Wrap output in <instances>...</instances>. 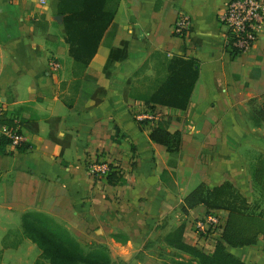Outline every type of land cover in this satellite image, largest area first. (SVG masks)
<instances>
[{"label": "crops", "instance_id": "crops-1", "mask_svg": "<svg viewBox=\"0 0 264 264\" xmlns=\"http://www.w3.org/2000/svg\"><path fill=\"white\" fill-rule=\"evenodd\" d=\"M226 1L118 0L115 30L82 69L58 0H0V99L31 145L0 154V264L45 260L24 232L27 212L105 246L120 264L196 262L227 245L221 236L199 245L192 222L207 208L185 206L199 185L228 182L248 203L264 195L253 179L264 159V123L253 116L264 105V23L253 47L232 56L216 17ZM179 12L190 18L185 38L172 34ZM175 55L198 63L186 108L156 105L154 120L137 121ZM158 119L181 133L174 155L149 137ZM97 159L117 165L122 182L93 177L87 166ZM216 210L226 221L228 211ZM128 241L125 260L118 252Z\"/></svg>", "mask_w": 264, "mask_h": 264}, {"label": "trees", "instance_id": "trees-1", "mask_svg": "<svg viewBox=\"0 0 264 264\" xmlns=\"http://www.w3.org/2000/svg\"><path fill=\"white\" fill-rule=\"evenodd\" d=\"M118 0H58L57 12L63 16L65 41L69 45V56L84 69L95 55L102 37L107 31H114L113 22ZM235 56V55H232ZM198 75V63L193 58L173 56L167 66V75L154 92L144 101L149 111H154L156 105L185 109ZM255 123H264V105L254 110ZM145 123V120L140 121ZM0 123L11 124V118L0 119ZM22 125V119H20ZM152 141L163 145L174 155L178 152L181 142L180 131L170 132L168 121L158 119L149 134ZM9 140L0 135V154L6 152ZM26 142L18 145V150L29 149ZM253 172L254 181L264 192V159ZM109 172L105 180L109 184L122 182L120 168L108 163ZM242 199V195L228 182L211 189L204 185L197 186L185 198V206L204 205L208 213L211 210L225 209L228 218L225 221L221 238L230 246H242L253 243V239L238 233L245 220H256L260 215H246L242 208L234 206L229 197ZM264 198V195H263ZM186 210V209H185ZM262 217V215H261ZM22 226L26 235L36 244L45 259L46 264H118L109 257L108 250L103 245L90 244V250L85 251L82 245L60 224L52 218L37 212H27L22 216ZM239 229V230H238ZM263 233L262 230L257 233ZM254 234V235H255ZM221 242H217L211 255L195 254L196 262L188 261L180 264H240L239 261L224 249Z\"/></svg>", "mask_w": 264, "mask_h": 264}, {"label": "built area", "instance_id": "built-area-1", "mask_svg": "<svg viewBox=\"0 0 264 264\" xmlns=\"http://www.w3.org/2000/svg\"><path fill=\"white\" fill-rule=\"evenodd\" d=\"M44 3L45 0H39ZM217 22L223 32L224 45L231 55H240L248 52L255 44L260 28L264 23V0H228L217 13ZM190 28V18L186 13L179 12L172 25V34L185 38ZM53 70L60 68L58 62L52 61ZM6 104L0 99V119L5 115ZM11 124L0 123V134L9 140L11 147L15 148L25 142L26 137L22 131L20 118L16 115L10 117ZM137 121L154 120L155 112L145 111L135 116ZM88 171L93 177L104 178L109 172V165L102 160L89 163ZM225 219L217 210H211L192 222L193 231L199 245L217 241L224 229Z\"/></svg>", "mask_w": 264, "mask_h": 264}, {"label": "rangeland", "instance_id": "rangeland-1", "mask_svg": "<svg viewBox=\"0 0 264 264\" xmlns=\"http://www.w3.org/2000/svg\"><path fill=\"white\" fill-rule=\"evenodd\" d=\"M235 191L237 190L235 189ZM229 199H230V202L234 204V206L242 208V211H244L246 215H250V214H255L258 216L260 215V218L257 217L256 220L255 219L248 220L247 218V220H245L244 222L237 223L236 226L238 228L240 227L239 224H243L242 229L238 231V233H241L244 237L252 238L254 241L251 244H245L242 246H235V247L232 246L233 249L229 248L231 251V252L229 251V253H231V255H233V257H235L239 261L240 264H264V234L261 232L255 234L259 230H262L264 232V198L262 197L260 198L257 196L250 203L247 202V204H244L242 202V199L235 197V195L233 197H229ZM80 244L82 245V248L85 251L90 250V247H89L90 243L81 242ZM227 245L224 246L225 247L224 249L226 251H228L227 249L229 247ZM168 255H169L168 257H165L167 260L172 259L170 258L171 255L174 256L175 254L174 252H169ZM39 264H46V262L44 260L43 262H40Z\"/></svg>", "mask_w": 264, "mask_h": 264}, {"label": "clouds", "instance_id": "clouds-1", "mask_svg": "<svg viewBox=\"0 0 264 264\" xmlns=\"http://www.w3.org/2000/svg\"><path fill=\"white\" fill-rule=\"evenodd\" d=\"M132 247V241H128L127 245L122 246L120 251L118 252V255L121 256L122 259H127V256L125 255V252L127 249H130Z\"/></svg>", "mask_w": 264, "mask_h": 264}]
</instances>
